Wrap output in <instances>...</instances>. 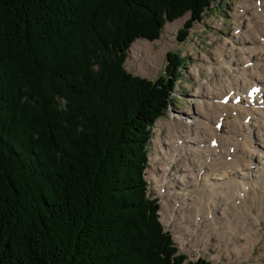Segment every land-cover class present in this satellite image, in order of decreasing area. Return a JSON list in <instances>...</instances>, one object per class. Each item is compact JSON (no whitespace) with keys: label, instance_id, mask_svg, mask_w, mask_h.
<instances>
[{"label":"trees","instance_id":"obj_1","mask_svg":"<svg viewBox=\"0 0 264 264\" xmlns=\"http://www.w3.org/2000/svg\"><path fill=\"white\" fill-rule=\"evenodd\" d=\"M220 0H0V264L185 262L146 179L186 60L127 72L138 38Z\"/></svg>","mask_w":264,"mask_h":264},{"label":"bare ground","instance_id":"obj_2","mask_svg":"<svg viewBox=\"0 0 264 264\" xmlns=\"http://www.w3.org/2000/svg\"><path fill=\"white\" fill-rule=\"evenodd\" d=\"M251 2L246 7L247 11L251 10V24L238 34L233 33L237 43L233 48L238 54L233 51L232 58L226 61L223 53L231 55L232 50L230 47L225 50L222 47L225 43L219 46L217 57L209 69L214 73L219 67L226 75L209 86L208 99L201 98L202 91L197 94L200 104L195 111L188 112L190 119L184 118V124H178L177 129L169 132L167 138L170 136L171 139L165 143L166 148H160L159 157L164 166L157 176L160 184L161 181L170 183L174 165L186 157L183 170L178 174L181 183L178 198L169 218L175 221L180 217L182 206L194 204L192 223L188 213L182 215L191 225L197 222L198 216H202L204 229L197 240L220 242L245 235L249 240L236 238L234 244H220L238 255L245 252V258L252 254L247 252L249 247L252 251L255 249L258 241H253L264 238V227H261L260 233L253 232L256 234L250 239V229L259 228L258 222L260 226L264 225L261 221L264 219V0L255 4ZM209 210L211 221H216L214 226L218 225L215 229L212 226L211 233L206 229ZM219 215L221 221L217 223ZM223 223L228 224V230L222 231ZM193 231L194 227L190 235ZM177 235L184 237L177 239L187 242L184 235Z\"/></svg>","mask_w":264,"mask_h":264},{"label":"rangeland","instance_id":"obj_3","mask_svg":"<svg viewBox=\"0 0 264 264\" xmlns=\"http://www.w3.org/2000/svg\"><path fill=\"white\" fill-rule=\"evenodd\" d=\"M250 1L220 0L219 2L213 3L209 10H207L205 18H203L199 24H193L188 36L185 37L184 40L180 39L182 37L180 31L184 29L186 22L190 18V14H185L184 17L179 18L174 22L166 23L159 40H156L153 43L141 39L137 40V43L134 42L128 51V59L125 64L126 70L129 73L155 82L159 77L167 75L166 66L169 64L166 56L167 53H178L186 60L185 70L181 72L179 84L176 88V92L173 94L174 105H172L166 115L156 123L154 136L149 144L150 161L146 179L149 182L150 196L159 200V218L164 231L170 232L174 243L177 246L179 245L180 251L185 252L189 255V258L191 257L192 259L198 258L196 257L198 253L194 252L198 246L203 244V242H191L190 230L194 225L187 224L183 219L182 214L188 213L189 219L191 220L190 223H192L194 219L192 207L194 204L192 206H186L185 208L182 206V211L179 212L180 217L176 219L177 221L175 220L172 222L169 218L174 211V201L178 198L177 192L181 187L178 174L183 170V162L186 161V157H183L182 159L180 158L177 161L171 172V176L169 172L171 178L170 183L166 184L160 180V184L159 181H157V176L162 172L164 166L163 161L159 157L160 148L161 150L166 148L165 143L171 139L170 136L169 139L167 138L169 132L177 129L178 124H184V118L190 119L188 112L192 110L195 111L198 108L200 104L198 100L200 98L197 94L202 91L201 93H203V97L201 98L205 100L208 99L209 86L213 85L215 80L226 75V72L221 71L219 67V70L215 68L214 73L211 72L209 66L211 65L210 63L214 62L220 48L219 46L223 43L225 44L222 47L225 50L228 47L232 50L230 52L231 55L223 53V57L226 61L232 58L233 51L235 54H238L233 48V46L235 47L237 45L236 41L233 39V33L236 32L238 34L240 31L238 32L237 28L243 29V27H248L251 24V10H246L247 5L250 4L248 2ZM258 1L259 0H252L251 3L255 4ZM239 9H244L245 12H239ZM179 20L180 22L177 23ZM135 43L136 48L133 49ZM223 57H221V60ZM221 60L219 62H221ZM145 65L148 66L147 69H145ZM220 218L221 215H219L217 223H220ZM169 220L171 223H169ZM261 221L264 223V219ZM215 223L210 221L206 224V229L210 230V233L212 232L211 229ZM201 225L204 227V224ZM227 225L228 224L223 223L222 231L228 230ZM257 226H259V228L255 230L250 229V232L252 233L250 239L256 233H260L261 227H264V225L260 226L259 222ZM217 227L218 225L213 228L215 229ZM231 228L239 229L234 226H231ZM253 232L256 233L253 234ZM177 233L185 236L188 245H184L183 240L177 239L180 237L181 239H184V237L180 235H177L176 237ZM263 233L264 230H262V234ZM247 235H249V231L247 232ZM236 238L248 239L245 235ZM255 241L258 242L255 244L254 251H252L250 247L247 250V252L252 253L250 257L245 258V252L242 256L233 253L230 249L225 252L223 250L225 247L220 251L219 241H213L210 244L208 253L204 255V258L213 264H264V238L261 240L256 238L253 242ZM180 244L183 245L184 249L180 248Z\"/></svg>","mask_w":264,"mask_h":264}]
</instances>
